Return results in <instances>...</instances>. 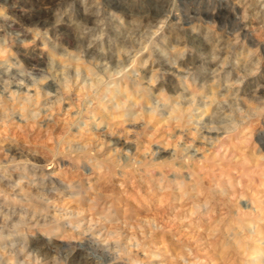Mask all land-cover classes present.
<instances>
[{
  "label": "rangeland",
  "instance_id": "rangeland-1",
  "mask_svg": "<svg viewBox=\"0 0 264 264\" xmlns=\"http://www.w3.org/2000/svg\"><path fill=\"white\" fill-rule=\"evenodd\" d=\"M11 199L27 264H264V0H0Z\"/></svg>",
  "mask_w": 264,
  "mask_h": 264
},
{
  "label": "bare ground",
  "instance_id": "bare-ground-1",
  "mask_svg": "<svg viewBox=\"0 0 264 264\" xmlns=\"http://www.w3.org/2000/svg\"><path fill=\"white\" fill-rule=\"evenodd\" d=\"M29 17V16H28ZM73 37V36H72ZM43 55V54H42ZM48 55V54H47ZM35 58H37V57H35ZM40 58V57H39ZM72 58V57H71ZM41 59V58H40ZM76 59H78V57L76 58ZM56 60V59H55ZM42 61V60H41ZM51 61V60H50ZM79 62V61H78ZM83 66V65H82ZM76 67V79L77 78H79L80 76H81V73H82V70L80 69V64L79 63H77V65L75 66ZM58 68V67H57ZM71 68V67H70ZM59 69L61 70V72H62V75L64 76V78L63 79H61L62 81V83H64V84H67V82L69 81L68 79H67V75L69 76V73L71 72H69L68 70H67V68L65 67V65L64 64H62V66L60 67V65H59ZM58 69V70H59ZM116 69V68H115ZM73 70V69H72ZM126 70V69H125ZM123 71V70H122ZM121 70H119V69H117V70H115V74H117V73H119V72H122ZM89 72V71H88ZM114 72V71H113ZM128 73V72H127ZM67 74V75H66ZM72 74V73H71ZM86 75H87V72L85 73ZM90 74V75H89ZM121 74H123V72L121 73ZM56 75V74H55ZM62 75L60 74V76H61V78H62ZM91 73H88V76L89 77H91ZM87 76V77H88ZM128 76V75H127ZM154 76L155 75H153V74H150V77H149V82L150 83H152L153 84V82H154ZM71 77V76H70ZM69 77V78H70ZM74 77V76H73ZM88 77V78H89ZM94 77V76H93ZM97 77V76H96ZM95 77V78H96ZM195 77V76H194ZM72 78V77H71ZM92 78V77H91ZM90 79L88 82H84V84L85 83H88V85L90 86V88H91V86H94V85H96L97 83H99L100 81H101V78H96V79ZM58 79V78H57ZM75 79V80H76ZM102 79H103V77H102ZM123 79V78H122ZM136 79V81H137V78H135ZM197 79V78H196ZM60 80V79H59ZM74 80V81H75ZM88 80V79H87ZM126 80H128V79H126ZM125 80V81H126ZM131 80V79H130ZM138 80H140V78L138 79ZM58 81V80H57ZM85 81H86V78H85ZM124 81V80H123ZM59 82V81H58ZM163 82V81H162ZM184 82H185V79H184ZM203 82V81H202ZM62 83H60V84H62ZM70 83V82H69ZM113 83V82H112ZM136 83V82H135ZM169 83H171V82H169ZM186 83H190V82H188V81H186ZM137 84H139V83H137ZM151 84V85H152ZM204 84V83H203ZM48 86L47 87H52L53 85H54V82L53 81H51L49 84H47ZM68 85V84H67ZM66 85V86H67ZM70 85V84H69ZM69 85H68V87H69ZM114 85L116 86H118V88L116 89V91H117V93L118 92H124V90H125V92H126V96H128L129 95V92H128V88H129V82H125L124 84L122 83V81L120 80V79H116L115 80V82H114ZM62 86V85H61ZM65 86V85H64ZM131 86V85H130ZM140 86H141V84H140ZM140 86L139 87H136V88H134V92H139V91H141V88H140ZM172 86V85H171ZM189 86V85H188ZM46 87V88H47ZM123 87H124V89H123ZM187 87V86H186ZM190 87V86H189ZM65 89L67 88V87H64ZM83 88H85L84 86H83ZM58 88H56L55 90H57ZM160 89V88H159ZM183 89V88H182ZM50 90V89H49ZM54 90V91H55ZM178 90V89H177ZM67 91V90H66ZM80 91V90H79ZM143 91V90H142ZM39 93V92H38ZM131 93V92H130ZM155 93H157L156 92V90H155ZM164 93V92H163ZM155 94V99L157 100V103L158 102H160L162 105H166L168 102H170L171 100L167 97V95L164 93V94ZM154 94V92H152V91H148V93H147V95H153ZM216 94V93H215ZM102 96V95H101ZM112 97V96H111ZM149 97V96H148ZM136 98V97H135ZM154 98V97H153ZM181 98V97H180ZM27 99V98H26ZM137 99V98H136ZM181 100V99H180ZM191 100V99H190ZM189 100V101H190ZM177 101V105H173L172 106V109H170V113L169 114H171V113H173V112H175V111H179V110H182V109H180V107L178 106V105H180L181 106V104H183L182 102H181V104H180V101L177 99L176 100ZM212 101V100H211ZM187 102H188V100H187ZM136 103H137V101H136ZM156 103V102H155ZM155 104L156 106H159V105H161L160 103L159 104ZM210 103V102H209ZM170 104V103H169ZM176 104V103H175ZM121 106V104H119V103H117V106ZM204 105V104H203ZM205 107H206V111H208V109H209V107H208V102H205ZM116 106V105H115ZM169 106V105H168ZM150 107V106H149ZM188 107V106H187ZM170 108V107H169ZM218 108V107H217ZM149 110V109H148ZM210 110V109H209ZM213 110H215V109H212V112H213ZM151 111V110H150ZM218 111V110H217ZM154 112V111H153ZM148 113H149V111H148ZM150 113H152V112H150ZM176 113V112H175ZM180 113V112H179ZM174 114V113H173ZM173 117H175V116H173ZM216 121V120H215ZM209 122V121H208ZM209 132V131H208ZM71 192V191H70ZM77 192H78V190H77ZM73 193H75V192H73ZM74 195V194H73ZM76 195V194H75ZM4 196L6 197V199L7 198H10V195L9 194H7V193H5L4 194ZM31 197V196H30ZM32 199V198H31ZM34 199V198H33ZM35 201H38V200H35ZM37 203V202H36ZM17 201H15V200H13V199H11V201H6V200H2L1 201V203H0V208L3 210L1 213H2V215L0 216V238H6V237H8L9 235V233L10 232H19L21 229H23V227H24V225L26 224V222H25V218L23 217V216H20L19 218H18V220L14 223V224H11V222L9 223V220L10 219H12V217H13V212H14V210L13 211H11V208L12 207H16L17 206ZM20 204V203H19ZM25 208V207H24ZM15 209V208H14ZM34 210H33V214H36L37 213V206L35 207L34 206V208H33ZM42 208L40 207V210H41ZM46 210V209H45ZM16 211V210H15ZM44 211V210H43ZM45 212V211H44ZM23 213H25V212H23ZM109 213H101V216L103 217V218H105V219H110L111 220V218L109 217V215H108ZM17 215V214H16ZM21 215V214H20ZM35 216V218H36V215H34ZM43 219H40V220H43V223H45V224H53V218L50 216L49 217V214H46V213H44L43 215ZM54 217V216H53ZM17 219V218H16ZM39 219V218H38ZM13 220H14V218H13ZM36 221H37V219H36ZM6 227H10L11 229H12V231L11 230H6V229H8V228H6ZM6 228V229H5ZM56 228V227H55ZM58 228V227H57ZM55 230H57V229H53L52 231H55ZM5 232H8V234H6V235H4V233ZM43 232V231H42ZM11 234V233H10ZM14 234V233H13ZM23 237H22V241H21V243H19V244H22V245H19L20 247L16 250L14 247H15V241L17 240V238H13V239H11L12 240V243H11V248L9 249V251L10 252H12L13 254L12 255H10V256H8V257H4L1 253H0V264H5V262L6 261H8V260H10L11 261V263L10 264H27V262H25V261H21L20 260V253H21V251H23L24 250V248H25V245H24V241H25V238H26V233H22L21 234ZM18 237V236H17ZM21 238V237H20ZM10 240V239H9ZM17 242V241H16ZM6 248V246H3V249H5ZM255 248V247H254ZM6 249H8V248H6ZM256 250V249H255ZM256 251H259V250H256ZM30 254V253H29ZM264 258V247H263V249H261L259 252H258V254H257V257H256V261H257V263H259L262 259Z\"/></svg>",
  "mask_w": 264,
  "mask_h": 264
}]
</instances>
